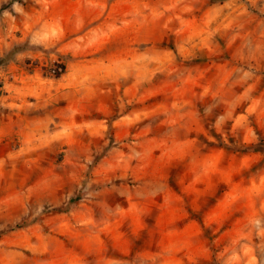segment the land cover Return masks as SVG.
I'll use <instances>...</instances> for the list:
<instances>
[{"label": "rangeland", "instance_id": "obj_1", "mask_svg": "<svg viewBox=\"0 0 264 264\" xmlns=\"http://www.w3.org/2000/svg\"><path fill=\"white\" fill-rule=\"evenodd\" d=\"M0 264H264V0H0Z\"/></svg>", "mask_w": 264, "mask_h": 264}, {"label": "crops", "instance_id": "obj_2", "mask_svg": "<svg viewBox=\"0 0 264 264\" xmlns=\"http://www.w3.org/2000/svg\"><path fill=\"white\" fill-rule=\"evenodd\" d=\"M45 122H47V121H45ZM45 124H42V126H44ZM19 130H18V127H16L15 126V123H13V127H12V131H10L9 133H7L8 134V136L9 135H13L14 133H16V132H18Z\"/></svg>", "mask_w": 264, "mask_h": 264}, {"label": "trees", "instance_id": "obj_3", "mask_svg": "<svg viewBox=\"0 0 264 264\" xmlns=\"http://www.w3.org/2000/svg\"><path fill=\"white\" fill-rule=\"evenodd\" d=\"M19 227H21V225H20V224H17V225H16V228H19Z\"/></svg>", "mask_w": 264, "mask_h": 264}]
</instances>
